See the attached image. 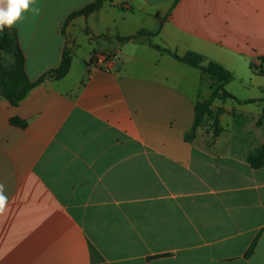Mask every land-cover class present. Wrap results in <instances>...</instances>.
Returning <instances> with one entry per match:
<instances>
[{"label": "crops", "instance_id": "0c3cea01", "mask_svg": "<svg viewBox=\"0 0 264 264\" xmlns=\"http://www.w3.org/2000/svg\"><path fill=\"white\" fill-rule=\"evenodd\" d=\"M94 1L35 0L10 29L32 81L72 62L18 105L0 97V264H264V0H104L65 25ZM151 44L223 65L254 102L215 99L186 139L221 81Z\"/></svg>", "mask_w": 264, "mask_h": 264}, {"label": "trees", "instance_id": "16d2710c", "mask_svg": "<svg viewBox=\"0 0 264 264\" xmlns=\"http://www.w3.org/2000/svg\"><path fill=\"white\" fill-rule=\"evenodd\" d=\"M104 0H95L91 5L85 7L84 9L72 13L65 22L67 25L73 18L84 15L89 16L91 13L97 11L102 6ZM11 28H5L3 31H0V56L1 54H9L12 57V62L8 67H4L0 64V97L5 98L13 105H18L23 99H25L29 93L37 86L42 84L48 76H53L57 79L65 77L71 67L72 58L68 50L63 54L61 64L55 68L42 75L36 81H32L29 75L26 72L25 67V58L20 47L17 33H12ZM144 35H152V33L147 31H142L135 36L130 37H121L115 36L121 43H130L136 41L139 37ZM107 39H110L109 36H104ZM153 48L159 52L168 55L180 62H183L191 67L198 68L203 72L211 75L214 78H217L221 81V84L217 88L216 92L205 101H199L195 105V121L192 127V130L186 134V139H191L198 127L202 125L206 116H212L211 105L215 99L227 100L234 99L239 103H252L254 100H239L234 95L229 93L225 86L234 80V74L226 69L223 65L213 61L207 60L204 56L197 54L195 52H189L184 57L178 56L175 52L164 48L162 46L151 44ZM264 61V58H262ZM254 70L258 73H263L262 70L256 69L252 66ZM264 103V98L261 100ZM224 113L223 109H219L217 114L214 116V126L215 132L217 133L220 130V121L219 116ZM11 123L15 126L25 128L27 123L21 121L17 118H12ZM257 126H264V109L263 114L260 119L257 121ZM250 163L253 168H260L264 166V145L259 150L258 155L250 158ZM258 238L254 240L251 244L247 254L254 252Z\"/></svg>", "mask_w": 264, "mask_h": 264}, {"label": "clouds", "instance_id": "9594fccd", "mask_svg": "<svg viewBox=\"0 0 264 264\" xmlns=\"http://www.w3.org/2000/svg\"><path fill=\"white\" fill-rule=\"evenodd\" d=\"M35 0H0V31L11 28L23 19L25 12L38 14L39 8L32 7ZM8 197L5 195V186L0 183V214L7 211Z\"/></svg>", "mask_w": 264, "mask_h": 264}, {"label": "built area", "instance_id": "2783aa9c", "mask_svg": "<svg viewBox=\"0 0 264 264\" xmlns=\"http://www.w3.org/2000/svg\"><path fill=\"white\" fill-rule=\"evenodd\" d=\"M113 56L109 53H95L88 61V66L102 68L108 66Z\"/></svg>", "mask_w": 264, "mask_h": 264}, {"label": "rangeland", "instance_id": "374dc122", "mask_svg": "<svg viewBox=\"0 0 264 264\" xmlns=\"http://www.w3.org/2000/svg\"><path fill=\"white\" fill-rule=\"evenodd\" d=\"M12 62V57L9 54H1L0 56V64L4 67H8ZM211 124V129H213V125Z\"/></svg>", "mask_w": 264, "mask_h": 264}]
</instances>
